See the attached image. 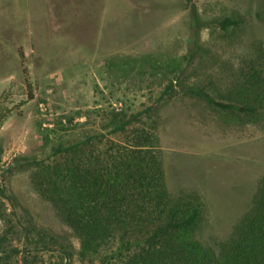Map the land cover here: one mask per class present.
<instances>
[{
    "label": "rangeland",
    "instance_id": "1",
    "mask_svg": "<svg viewBox=\"0 0 264 264\" xmlns=\"http://www.w3.org/2000/svg\"><path fill=\"white\" fill-rule=\"evenodd\" d=\"M194 5L198 42L185 0H0V185L9 182L19 214L80 250L56 205L72 188L55 180L62 160L52 148L117 138L109 117L152 106L166 193L202 206L188 240L199 254L228 250L264 177V109L235 115L158 96L173 79L175 90L206 85L219 99L248 102L240 71L252 45L264 44V0ZM231 16L245 23L220 31L215 22Z\"/></svg>",
    "mask_w": 264,
    "mask_h": 264
},
{
    "label": "trees",
    "instance_id": "2",
    "mask_svg": "<svg viewBox=\"0 0 264 264\" xmlns=\"http://www.w3.org/2000/svg\"><path fill=\"white\" fill-rule=\"evenodd\" d=\"M194 1L185 0L197 41L200 24ZM215 23L227 33L241 27L245 19L223 17ZM242 62L248 102L219 99L206 85H182L175 90L173 79L167 80L158 101L183 95L220 113L254 116L264 109V44L255 42ZM156 112L149 106L138 113L114 114L108 118V128L117 138L87 136L68 146L58 142L52 148L53 155L62 160L53 174L55 180L72 188L68 198L56 205L78 234L80 250L19 214L5 180L0 185V264H264V177L228 250L219 256L199 254L187 235L202 206L192 196L170 198L166 193L161 164L150 142V122Z\"/></svg>",
    "mask_w": 264,
    "mask_h": 264
},
{
    "label": "crops",
    "instance_id": "3",
    "mask_svg": "<svg viewBox=\"0 0 264 264\" xmlns=\"http://www.w3.org/2000/svg\"><path fill=\"white\" fill-rule=\"evenodd\" d=\"M212 94H214L212 91H211Z\"/></svg>",
    "mask_w": 264,
    "mask_h": 264
}]
</instances>
